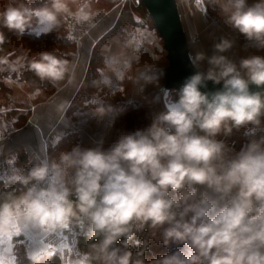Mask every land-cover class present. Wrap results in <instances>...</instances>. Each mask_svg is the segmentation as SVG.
Here are the masks:
<instances>
[{"label":"clouds","instance_id":"clouds-1","mask_svg":"<svg viewBox=\"0 0 264 264\" xmlns=\"http://www.w3.org/2000/svg\"><path fill=\"white\" fill-rule=\"evenodd\" d=\"M89 6L14 0L0 11V28L46 35L64 16L88 21ZM216 7L230 29L264 49V0H216ZM234 44L221 37L211 56L190 53L195 73L146 129L121 135L107 150L73 146L17 174L26 191L0 202V232L25 219L52 232L86 226L92 243L79 264H144L143 252L130 246L147 225L165 248L177 246L153 264H264V137L235 157L223 139L249 126L264 129V56L236 63L225 55ZM25 61L41 81L59 83L71 71L68 60L45 51L30 60L0 56V72ZM208 82L222 88L201 91ZM107 111L98 107L96 117Z\"/></svg>","mask_w":264,"mask_h":264},{"label":"rangeland","instance_id":"rangeland-1","mask_svg":"<svg viewBox=\"0 0 264 264\" xmlns=\"http://www.w3.org/2000/svg\"><path fill=\"white\" fill-rule=\"evenodd\" d=\"M13 2L0 0V11ZM176 2L191 53L203 50L211 56L214 44L227 37L235 44L225 55L236 63L251 55L264 56V49H258L224 23L216 0ZM248 2L252 4L255 0ZM32 3L38 6L42 0ZM89 7L93 15L88 21L64 16L60 27L46 35L37 29L21 37L0 28L5 36L0 56H7L10 61L22 56L30 60L47 51L71 65L68 77L59 83L41 81L28 70L26 61L16 72H0V193L9 191L10 197L20 196L26 187L18 184L15 176L33 164L47 161L76 145L102 146L107 150L121 135L146 129L155 115L166 110L162 88L167 53L143 3L90 0ZM203 67L207 68L206 62ZM174 99L175 91L171 92L169 101ZM98 107L108 110L103 119L96 117ZM261 137L264 129L249 126L223 139L230 156L235 157L251 140ZM64 230L68 235L54 248L46 243L51 231L44 232L45 244L55 251L42 258L27 255L29 243H22V237L13 240L15 255L5 251L3 242L0 262L52 264L47 258H57L58 264H79L91 245L84 241L87 228L79 232L75 224H70ZM130 250L134 254L143 252L144 264H153L160 256L176 251L177 246L165 248L159 234L154 236L145 225L142 229L138 227Z\"/></svg>","mask_w":264,"mask_h":264},{"label":"water","instance_id":"water-1","mask_svg":"<svg viewBox=\"0 0 264 264\" xmlns=\"http://www.w3.org/2000/svg\"><path fill=\"white\" fill-rule=\"evenodd\" d=\"M140 1L153 20L167 53L168 66L163 69L166 80L162 88L165 107V105H171L172 103L169 101L170 92L178 90L185 80L195 73L196 69L189 60L190 46L183 29L176 0ZM221 88L222 84L215 85L208 82L207 88H202L201 91L215 92ZM251 90L257 91L258 89L252 86Z\"/></svg>","mask_w":264,"mask_h":264},{"label":"crops","instance_id":"crops-1","mask_svg":"<svg viewBox=\"0 0 264 264\" xmlns=\"http://www.w3.org/2000/svg\"><path fill=\"white\" fill-rule=\"evenodd\" d=\"M73 94V93H72ZM76 94V93H75ZM21 233L20 234H16L14 230L7 229L5 231L0 232V236H4V240H3V244L5 245V251H7L8 253H11L12 255H15V247H16V242H13V240H17L19 239V237H22L24 240L21 241L22 243L25 241H28L29 245L26 248V252L27 255L29 257L32 258H42L45 257L47 255H49V253L52 254V252H54L55 250H51L49 246H47L44 242V238L43 235H45L43 228L41 229H33L31 231V238L29 239V235H28V230L23 229V224L21 222ZM12 231V240L11 243H9V241L6 238V234Z\"/></svg>","mask_w":264,"mask_h":264},{"label":"snow or ice","instance_id":"snow-or-ice-1","mask_svg":"<svg viewBox=\"0 0 264 264\" xmlns=\"http://www.w3.org/2000/svg\"><path fill=\"white\" fill-rule=\"evenodd\" d=\"M57 141H58V138H57ZM45 144H47V141H45ZM21 222L23 224V229L28 230L29 239L31 238V231L33 229H36V230L41 229V227H39V225L31 222L30 220H27V219L22 220V221L21 220H18L11 227V229L14 230L16 234H20L21 233V230H22L21 229ZM43 231L44 232H47L48 230L47 229H43ZM4 238H5L4 236H0V244L3 243ZM6 238L9 241V243H11V240H12V231H9L6 234Z\"/></svg>","mask_w":264,"mask_h":264},{"label":"built area","instance_id":"built-area-1","mask_svg":"<svg viewBox=\"0 0 264 264\" xmlns=\"http://www.w3.org/2000/svg\"><path fill=\"white\" fill-rule=\"evenodd\" d=\"M75 199V197H74ZM77 230H79V232H84L85 229L87 228L86 226H83V227H80V226H77ZM67 230H58V231H55V232H52L51 231V235H49L47 238H46V243L47 245L51 246L53 245L52 248L54 247H58V241L62 238V237H66V235H68V233H66Z\"/></svg>","mask_w":264,"mask_h":264},{"label":"trees","instance_id":"trees-1","mask_svg":"<svg viewBox=\"0 0 264 264\" xmlns=\"http://www.w3.org/2000/svg\"><path fill=\"white\" fill-rule=\"evenodd\" d=\"M10 195H11V192H9V191H7V192H5V191L4 192H1L0 193V202H3L4 200L8 199L10 197ZM84 241H85V243H88V244H91L92 243V241H90L88 239L87 234L84 237ZM131 249H133L134 251L136 250V249H134V247H131ZM47 259H49L52 262V264H58V259L57 258H47Z\"/></svg>","mask_w":264,"mask_h":264}]
</instances>
